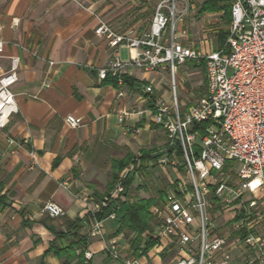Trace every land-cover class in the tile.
<instances>
[{
    "label": "crops",
    "instance_id": "1",
    "mask_svg": "<svg viewBox=\"0 0 264 264\" xmlns=\"http://www.w3.org/2000/svg\"><path fill=\"white\" fill-rule=\"evenodd\" d=\"M165 1L0 0L4 54L20 57L13 86L18 111L4 134L0 132V264H80L57 253L75 241V230L67 227L76 220H81L78 235L86 244L74 253L84 254V264H108L106 246L112 239L118 241L122 257L135 255V233L119 231L124 207L117 219L103 220L102 236H93L86 201L107 193L113 161L139 157L143 149L151 148L154 157L167 144L166 132L153 118V107L158 99L170 101V78L167 71L129 65L122 69L123 84L117 78L101 79V68L116 58L128 61L134 51L124 44L111 46L96 28L104 21L115 33L142 36L158 4ZM199 6L192 4L187 23L179 19V28L188 29L179 40L198 50H216L212 34L220 29L223 11L199 15ZM2 61L8 65L7 58ZM148 85L153 93H145ZM126 110L134 114L121 122L119 115ZM68 115L81 117L82 124L70 127ZM7 137L23 144L11 145ZM157 167L166 182L157 195L145 191L135 176L131 188L139 197H154V204L176 178L165 166ZM129 195L123 201L132 202ZM48 201L61 205L66 215L54 218L43 212ZM60 232L65 236L58 237ZM51 245L55 249L48 251ZM87 251L93 253L91 259L86 258ZM165 251L153 247L138 257L144 264H174L177 253Z\"/></svg>",
    "mask_w": 264,
    "mask_h": 264
},
{
    "label": "built area",
    "instance_id": "2",
    "mask_svg": "<svg viewBox=\"0 0 264 264\" xmlns=\"http://www.w3.org/2000/svg\"><path fill=\"white\" fill-rule=\"evenodd\" d=\"M232 26L225 46L203 51L179 40L188 33L179 28L175 12L167 13L160 2L150 28L142 36L115 33L100 21L96 34L109 38L111 46L124 44L131 51L128 61L116 58L99 70L105 79L111 74L123 84L122 69L134 65L145 71H168L171 101L158 99L153 118L168 136L167 144L156 158L144 166L174 169L186 167L190 183L182 175L173 179L163 199L152 205L154 247L177 249L174 264H264V0H231ZM170 32V38H166ZM5 41L0 38V132L18 111L13 86L18 80L20 57L6 56ZM8 59V65L3 59ZM188 62L202 64L207 92L204 98L181 111L176 74ZM50 64H54L53 61ZM153 93V86L145 87ZM123 95V92H119ZM123 111L119 120L133 115ZM70 127L82 124V118L68 115ZM11 145L21 141L7 137ZM138 157L120 174L114 188L102 197L86 201L90 233L102 236V219H117L125 200L122 182L134 173L140 180ZM179 173V172H178ZM42 211L54 218L66 210L54 201ZM85 224H88L87 221ZM141 245L140 253H144ZM108 264H144L136 255L122 257L119 243L112 239L106 246ZM88 259L93 257L85 252Z\"/></svg>",
    "mask_w": 264,
    "mask_h": 264
},
{
    "label": "trees",
    "instance_id": "3",
    "mask_svg": "<svg viewBox=\"0 0 264 264\" xmlns=\"http://www.w3.org/2000/svg\"><path fill=\"white\" fill-rule=\"evenodd\" d=\"M232 3L227 0H204L198 10V14L202 15L209 12H218L223 11V21L225 22V27L220 28L217 36V50L225 46L227 38L229 37L231 26H232V15H231ZM110 75V74H109ZM108 77L115 79V77ZM126 81H128L125 78ZM155 110V107H153ZM153 148L143 149L141 152L140 160L142 164L151 159L156 158L157 156L152 157ZM138 157L129 156L127 159L115 160L112 163V173L109 182L108 191H111L115 184L119 181L120 173L128 167L131 163H136ZM125 192L124 196H128L132 185L134 183V173L129 174L125 179L122 180ZM2 190V182L0 181V192ZM156 199L151 198H142L135 196L134 200L130 203L126 201H121V209L124 207V212L119 218L120 227L119 231H130L135 233V239L132 242L133 252L136 256H141L140 250L141 245L143 244L144 251H148L156 245V240L151 237V234L154 231V217L150 211L152 205L155 203ZM108 214V211H104L98 214L99 219H105ZM119 216V215H118ZM81 228V220H76L74 222L68 223L67 230H75V241H72L67 247L60 248L57 253L60 255H67L68 260L78 259L80 264H84V254L80 252L75 255V251L80 247L81 244H86L85 239L82 236L78 235V231ZM146 233V234H145ZM65 232H60L57 236L64 237ZM145 234V235H144ZM55 247L50 246L48 251L54 250ZM89 264V263H88Z\"/></svg>",
    "mask_w": 264,
    "mask_h": 264
},
{
    "label": "rangeland",
    "instance_id": "4",
    "mask_svg": "<svg viewBox=\"0 0 264 264\" xmlns=\"http://www.w3.org/2000/svg\"><path fill=\"white\" fill-rule=\"evenodd\" d=\"M227 1L231 3V0H227ZM164 3L166 5L165 10L167 11V13L171 14L172 12H175L176 18L179 17V19L183 20L185 23L189 21V14L190 11L192 10V4H195V6L197 7L201 4L198 0H166ZM179 19H178V23L180 21ZM224 27H225V22L223 21L222 18V23L220 24V28H224ZM217 31L218 30H215L216 32L215 35L212 34L214 41L213 46L215 49L217 48V41H216ZM166 38H170V32L167 34ZM195 65L196 66H192L191 63L188 62L185 65L179 67L176 74L178 101L181 111L187 109L188 106H190L192 103L204 98L206 95V84L204 82V72H203L204 69L198 67L200 64H195ZM187 67L189 68V70H187ZM203 67L204 66H202V68ZM166 74L168 75V78H170V73L168 71ZM170 80L169 83L171 84ZM171 92L172 89L170 88V101L172 95ZM180 161L182 162L181 164L182 166L178 167L177 169L168 166H165V169L169 171L172 177H177L179 174V176L182 175V177L188 183H190V179L188 177L186 167L183 164L182 156H180ZM157 166L151 167L149 169L148 167L143 166L138 170L140 177L139 181L140 183H142V186L145 188V191L152 190L151 193H155L154 195H157L158 189H160V187H164L165 186L164 183H166L165 179L162 177L161 174L162 169H159V167ZM129 194H130L129 196L133 198L135 197V195H137L134 190H131ZM167 251L168 250L166 249L165 251L166 255L168 253ZM178 252L179 251L177 249L173 248V251L171 253L174 254Z\"/></svg>",
    "mask_w": 264,
    "mask_h": 264
}]
</instances>
